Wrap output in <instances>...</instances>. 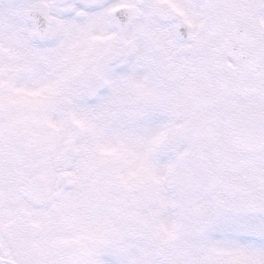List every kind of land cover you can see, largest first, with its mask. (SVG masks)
Wrapping results in <instances>:
<instances>
[{
	"label": "snow or ice",
	"instance_id": "1",
	"mask_svg": "<svg viewBox=\"0 0 264 264\" xmlns=\"http://www.w3.org/2000/svg\"><path fill=\"white\" fill-rule=\"evenodd\" d=\"M0 264H264V0H0Z\"/></svg>",
	"mask_w": 264,
	"mask_h": 264
}]
</instances>
